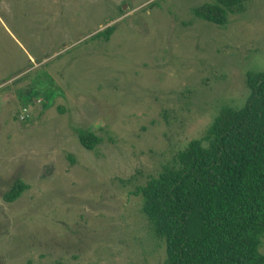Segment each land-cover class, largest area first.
<instances>
[{
	"label": "rangeland",
	"instance_id": "obj_1",
	"mask_svg": "<svg viewBox=\"0 0 264 264\" xmlns=\"http://www.w3.org/2000/svg\"><path fill=\"white\" fill-rule=\"evenodd\" d=\"M209 1L0 0V264H164L138 189L264 72V0L225 28Z\"/></svg>",
	"mask_w": 264,
	"mask_h": 264
},
{
	"label": "trees",
	"instance_id": "obj_2",
	"mask_svg": "<svg viewBox=\"0 0 264 264\" xmlns=\"http://www.w3.org/2000/svg\"><path fill=\"white\" fill-rule=\"evenodd\" d=\"M247 1L210 0L192 13L225 28ZM112 31L96 36L108 40ZM246 87L242 108H222L202 139L138 189L164 264H264V72H249ZM78 138L89 151L102 141L90 131ZM26 189L18 180L4 199L13 203Z\"/></svg>",
	"mask_w": 264,
	"mask_h": 264
},
{
	"label": "built area",
	"instance_id": "obj_3",
	"mask_svg": "<svg viewBox=\"0 0 264 264\" xmlns=\"http://www.w3.org/2000/svg\"><path fill=\"white\" fill-rule=\"evenodd\" d=\"M19 118L21 120H26V118H28V110L24 109L23 113L19 115Z\"/></svg>",
	"mask_w": 264,
	"mask_h": 264
}]
</instances>
